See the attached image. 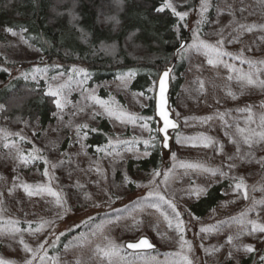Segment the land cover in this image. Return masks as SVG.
Here are the masks:
<instances>
[{
  "label": "rangeland",
  "instance_id": "obj_1",
  "mask_svg": "<svg viewBox=\"0 0 264 264\" xmlns=\"http://www.w3.org/2000/svg\"><path fill=\"white\" fill-rule=\"evenodd\" d=\"M171 2L177 11L187 12L185 20L177 18L186 32L182 41L189 42L176 60L183 64V72L171 75L170 84L183 82L169 104L180 130L171 135L167 155L160 147L159 122L153 113L146 114L156 79L145 93L131 90L133 73L93 86L81 64L68 66L64 73L61 65L46 63L17 35L0 42V69L9 79L43 82L47 95L50 89L63 86L59 98L64 106L56 108L57 121L70 129L66 150L59 152L54 134L45 137L50 133L46 132L38 138L39 130L26 123L0 120V260L11 264H25L26 259L33 264H186L187 257L191 264H239L250 254L244 245L252 246L254 258L259 257L264 233H255L259 235L256 243H240L238 237L249 235L250 220L264 224V205L253 206V201L264 200V140L253 137L249 148L236 129L262 130L264 84L249 85L241 77L253 72L264 81V0H206L204 12L202 0L189 9L190 0ZM74 69L83 71L77 74ZM194 83L199 86V99L187 94ZM248 108L254 122L248 120ZM101 121L110 127L107 141L88 156L87 132L98 129ZM154 147H159L163 158L156 171L166 176H154L155 170L127 169L129 161L147 157ZM19 154L28 162L22 163ZM34 164L42 169H31ZM115 165V172L121 171L119 182L111 171ZM241 178L245 188L238 190L235 184ZM222 181L227 184L223 201L205 218H195L187 201ZM200 189L205 191L193 194ZM149 193L176 204L185 224L182 233L168 205ZM151 202L158 203L159 209L151 207ZM132 232L136 233L133 241L147 237L152 243L158 238V253L147 257L126 253L123 247L133 242L127 236ZM64 235H69L68 240L59 246ZM21 240L33 251L25 252ZM45 241L41 250L39 245Z\"/></svg>",
  "mask_w": 264,
  "mask_h": 264
},
{
  "label": "trees",
  "instance_id": "obj_2",
  "mask_svg": "<svg viewBox=\"0 0 264 264\" xmlns=\"http://www.w3.org/2000/svg\"><path fill=\"white\" fill-rule=\"evenodd\" d=\"M198 1L190 0L187 8H195ZM162 3L163 0H0V42L7 43L8 38L13 36L5 30L11 27L19 39L23 36L21 40L46 63H58L64 73L69 70L68 66L81 64L93 86L133 73L135 78L130 85L131 90L145 93L151 82L157 80L159 73L171 65L172 52L186 35L179 19L171 12L165 10L157 14L154 11ZM132 51H137L136 56L130 53ZM1 60L0 51V63ZM181 72L183 64L176 62L173 73L180 75ZM182 82L179 79L171 84L168 94L170 104L174 103ZM0 83V105L4 106L0 120L16 125L26 123L31 129L39 130L38 138L50 132L45 137L54 134L59 152H64L70 129L67 125L58 124L54 100L46 94L44 83H33L21 78L9 79L3 69H0ZM199 92V86L194 83L187 94L199 99ZM152 105L150 99L146 114L153 113ZM109 128L106 121H101L98 132H87L84 144L88 156H93L95 149L105 145ZM161 157L159 147H154L149 150L147 157L129 161L127 169L156 171L162 164ZM32 168L41 170L42 165L34 164ZM115 168L116 165L111 171L115 172ZM120 174L121 171L116 170L115 181L119 182ZM226 185L222 181L210 186L204 195L187 201L188 211L195 218L208 216L223 201L222 192ZM135 234L132 232L127 236L133 241ZM258 236L242 235L238 241L256 243ZM68 237L64 235L59 246ZM153 239L156 250L137 256L147 257L158 253L159 240ZM260 247L259 257L254 258L255 254L250 253L239 264H262L264 243Z\"/></svg>",
  "mask_w": 264,
  "mask_h": 264
},
{
  "label": "snow or ice",
  "instance_id": "obj_3",
  "mask_svg": "<svg viewBox=\"0 0 264 264\" xmlns=\"http://www.w3.org/2000/svg\"><path fill=\"white\" fill-rule=\"evenodd\" d=\"M201 8H202V12L207 11V3L206 0H202V4H201ZM165 9H169L171 10V13L176 16L179 17L180 20H185L186 16H187V12L185 11H177V8L173 5V3L171 2V0H163L162 6H159L157 8L154 9V11L159 14V13H163L165 12ZM6 31H8L10 34L12 35H17V32L14 31L11 27H7L5 29ZM252 29H249V31H251ZM22 31H26L25 29H22ZM21 39L23 40V36H21ZM205 47H207V45H205ZM209 64L213 63L212 60L208 61ZM241 63H248L250 66L252 65L251 61H245V60H241ZM73 71H76L77 74H79V72L83 71L81 70H76L74 69ZM171 72V69H166L163 74L159 77V98L156 104V115L159 117V122H160V127L158 128V133L162 134L159 139H160V144L163 148H168L169 147V129H175L177 127V125L173 122V120L170 118V114L169 111L166 110V104H167V100H166V92H167V80L169 77V73ZM63 75V74H61ZM86 75V74H85ZM55 79V78H53ZM241 81L244 82L246 81L247 84L251 85L254 84L256 82H259L261 84H264V81H260L259 80V75L253 72H249L247 74H244L241 77ZM63 86H61L60 88H57L55 90L50 89L48 92V95L52 96V97H56V99L53 101V103L55 104L57 109L62 110L63 109V103L61 101V99L59 98L61 95V88ZM231 95V93H229ZM236 97L233 96V99H235ZM99 103H103L102 101H98ZM3 105H0V110L3 109ZM241 111H244V109H241ZM247 111L249 112V117L248 120L249 122H254L252 120V116H251V108H248ZM53 116H56V113H53ZM131 119L135 120L138 119V117H131ZM144 119H148L150 120V117L144 118ZM260 128L262 129L261 131H256V130H252L249 128H241L239 126H237V132L243 136V142L245 144H247L249 146V148H251L252 146V142H253V137H259L260 140H264V115L260 116ZM81 127L83 128H87V125H82ZM145 127H147V125H145ZM90 131H98V129H90ZM21 139H23V137H21ZM177 142L179 143V138L177 139ZM231 143H236V141L234 140H230ZM145 144H148L149 141H144ZM195 146V145H193ZM205 147H207V144H204ZM5 147H9V145H5ZM237 152H240V148L237 147ZM149 153H146V155ZM173 155V159H175V153L172 154ZM19 158L21 160L22 163H27L28 161L26 159H24L23 154H19ZM34 158V157H33ZM229 160H232L233 158L230 156L228 157ZM47 163V162H46ZM261 163H264V161H262ZM188 168H200L202 167L201 165L198 164H187L185 165ZM233 167V165H229V168ZM204 171H208V169H204ZM224 175L222 172L217 173V172H212V175ZM45 175H47V172H45ZM154 176H160V175H167L166 173H161L159 171H155L153 173ZM127 180V177L125 178ZM129 183L131 181H128ZM236 189L240 190V189H244L245 188V184H244V180L243 178H241L239 180V182H237L235 184ZM26 191H27V187H26ZM49 191L51 192V189H49ZM205 191V189H200L198 191H195L193 194L199 196L200 194H202ZM31 194V193H29ZM54 196H58L57 193L52 192L51 193ZM153 195H155L159 201H163L165 204L168 205V207L171 209V215L173 216V218L176 220V229L179 230L181 233L184 231L185 228V224L184 221L181 219V212L177 210V206L176 204L171 201V200H166L164 196L159 195L158 193H149V197H152ZM245 198H247V194L245 193ZM59 199V197H58ZM147 199V198H146ZM257 204H261L264 205V200L261 201H253V206L255 207V205ZM151 207H155L157 209H159V204L155 203V202H151L150 203ZM251 210V209H250ZM245 215V214H242ZM91 219V218H89ZM249 223L251 224V230L250 232H248L247 234L252 235L255 234L257 232L259 233H264V224L258 223L255 220H250ZM98 227H102L98 226ZM202 232L208 231V229L202 228L201 229ZM61 235H63V233H61ZM59 239V237H57V240ZM181 241H183V236L181 235L180 237ZM233 242L232 237L228 238V243L231 244ZM20 243L24 246V251L25 252H32L33 250L31 248H29L25 242L23 240L20 241ZM48 242L45 241L43 244H40L39 247L41 250L44 249L45 245ZM128 248L131 249H138V248H151L153 247V245L149 242L147 237H141L137 242H129L127 244ZM243 250L245 252L251 253L253 252L255 249L250 246V245H244L243 246ZM231 255V254H230ZM45 257L41 256L40 259L43 260ZM184 260L186 262V264H191V261L187 259V257H184ZM261 261L262 264H264V257H261ZM0 264H11V262H6L3 260H0ZM25 264H33V260L32 259H26L25 260Z\"/></svg>",
  "mask_w": 264,
  "mask_h": 264
},
{
  "label": "water",
  "instance_id": "obj_4",
  "mask_svg": "<svg viewBox=\"0 0 264 264\" xmlns=\"http://www.w3.org/2000/svg\"><path fill=\"white\" fill-rule=\"evenodd\" d=\"M189 40V39H188ZM188 40L186 41H181V43L179 44V46L176 48V50H174L173 53V62H171V65L167 66L161 73H159L158 75V78L156 80V86H155V92H154V96H153V115L154 117L156 118V120L159 122V117L156 115V104H157V101H158V98H159V77L163 74V72L166 70V69H171V72L169 73V77H168V80H167V92H166V100H167V104H166V110L169 111V114H170V118L173 120V122L177 125V127L175 129H169V147L168 148H163L162 146V149L164 151V154L167 155L168 152H169V148H170V144H171V141H172V134L179 131L180 130V125L179 123L174 119L171 111L169 110V104H170V101H169V95L170 94V90H171V75H172V72L174 70V67H175V64H176V60L178 58V54H179V51H182L185 46L187 45V43L189 42ZM160 124V122H159ZM160 126V125H159ZM162 134L159 133V137L161 136ZM139 240V239H138ZM137 240V241H138ZM137 241H133V242H137ZM129 242H125L124 244V249L127 251V252H130V253H150V252H153L155 251L156 247L153 245V247L151 248H138V249H131V248H128L127 247V244Z\"/></svg>",
  "mask_w": 264,
  "mask_h": 264
}]
</instances>
